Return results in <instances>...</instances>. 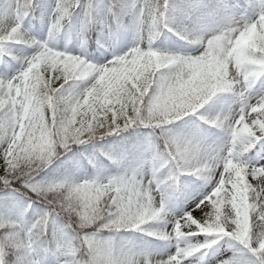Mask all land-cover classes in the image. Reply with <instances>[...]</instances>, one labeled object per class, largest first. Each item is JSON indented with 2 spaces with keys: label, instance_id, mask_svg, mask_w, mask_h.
<instances>
[{
  "label": "snow or ice",
  "instance_id": "snow-or-ice-1",
  "mask_svg": "<svg viewBox=\"0 0 264 264\" xmlns=\"http://www.w3.org/2000/svg\"><path fill=\"white\" fill-rule=\"evenodd\" d=\"M40 7L0 0V44L36 49L0 61V264H205L190 258L225 237L236 242L233 255L222 250L212 264H264V154L260 161L246 156L258 143L264 153V0H56L50 29L77 8L85 23L101 18L113 50L111 60L108 51L94 50L103 64L31 37L22 17ZM125 32L134 42L116 54ZM161 32L198 44L197 54L154 48ZM13 61L21 63L18 70ZM77 81L89 83L76 90ZM224 93L234 106L200 114L227 134L221 144L168 130ZM141 126L163 137L162 146L151 139L142 146L151 176L138 170L105 179L41 176L58 149ZM192 176L208 187L174 215L171 202L188 195L181 177ZM55 217L68 218L79 244L74 259L49 235ZM152 225L157 230L148 231ZM103 231H144L175 240V250L138 249L94 234Z\"/></svg>",
  "mask_w": 264,
  "mask_h": 264
},
{
  "label": "trees",
  "instance_id": "trees-1",
  "mask_svg": "<svg viewBox=\"0 0 264 264\" xmlns=\"http://www.w3.org/2000/svg\"><path fill=\"white\" fill-rule=\"evenodd\" d=\"M55 2L56 0H33L34 4H40L42 7L30 11L27 16L22 17L23 29L29 33L31 37L40 42L46 41L49 44L51 40H54L57 46L63 45L68 48L73 47L74 43H77L81 50L90 52L93 57L91 63L102 64L103 60H97L95 55H93L94 50L106 51V46L103 44L105 37L103 36L104 26L101 23V18L85 23L83 20V9L77 8L72 13L70 20L64 23L61 28L54 30L46 29V22L49 25L52 23V19L48 20L46 11L49 7L53 9ZM86 2H88V0H82V3ZM91 2L98 4L100 0H91ZM132 36L130 32L122 33L124 41L127 37ZM172 41L175 43L173 44ZM183 45H185L186 48L182 49ZM195 45L194 43L181 40L171 33H168L166 37L164 32H161L152 44L154 48H159L160 50L184 52L183 54L190 55L193 54L188 53L187 50ZM119 50H121V48L116 49V51ZM35 51V47L28 44L9 41L0 44V61H12L15 55L21 57L31 56ZM61 51L64 50L62 49ZM13 62L16 63V69L18 70L21 67V63L16 61ZM3 66V63H0V68ZM88 83V81H77L74 82L73 87L76 90H82ZM65 87L67 88L68 85H65ZM231 102L230 94H219L200 109L199 113L176 120L167 125V128L172 134L176 135L195 132L210 143H214L212 138L222 137L224 131L207 124L204 120L200 119V114L203 113L207 116H214L218 112L231 106ZM158 133L159 129L153 132L151 128L143 126L140 128L130 127L121 129L113 134L93 137L82 144H70L67 148L58 149L57 155L52 158L51 162L48 163L46 167H44L41 176L47 179L71 177L76 180H83L94 178L105 179L109 176L118 175L124 170L137 171V169H139L140 172L143 173L141 168L143 164L142 146L148 139L162 146L163 137L159 136ZM260 150V144L258 143L246 154V156L251 152L256 153ZM162 171L166 173V170L162 169ZM181 182L183 186H187L189 195L191 192L201 190L202 184L205 181L196 176H192L181 177ZM185 201L186 196H181L178 200L171 202L170 210L180 207L181 203ZM44 208V205L34 207L29 212L28 219L31 220L34 218V216L38 215ZM68 223L67 217H55L54 219H50L48 232L49 235L53 237L54 241L59 240L63 244L64 257L74 259L79 252V244L74 235L70 234V231L67 229L66 225ZM157 228L158 225H152L148 227V231H155ZM88 231L90 233L94 232L93 229H88ZM94 234L100 239L111 240L123 246H134L138 249H143L146 246L148 247V245L154 241L161 246L167 245V240H156L154 237L148 236L144 231H103ZM203 239V237H200L201 241ZM223 240H227V238H221L219 243ZM195 241L196 238H193L192 242ZM229 243L230 246L236 244L234 241ZM217 245H214L212 248H215ZM212 248L206 250L202 255L203 261H206L210 253L209 251Z\"/></svg>",
  "mask_w": 264,
  "mask_h": 264
},
{
  "label": "rangeland",
  "instance_id": "rangeland-1",
  "mask_svg": "<svg viewBox=\"0 0 264 264\" xmlns=\"http://www.w3.org/2000/svg\"><path fill=\"white\" fill-rule=\"evenodd\" d=\"M46 12H47L46 15L48 16L47 17L48 20H51L52 17H53V9L51 7H49V9H47ZM45 26H46V29H50V25L47 24V22H46ZM103 36L105 37V39L103 41V44L106 46V51H108V53H109L108 60H111L113 58V50L108 47L109 40H108V28L107 27H104ZM133 42H134V38L133 37L132 38L127 37V39L125 40L124 47L121 48V50H119V51L115 50V53L116 54H122L124 51H127L128 48L132 46ZM49 46L53 47L55 50H58V51H61L63 49L64 52H67L68 54L80 55V56H82V58L89 60V62H91V60L93 59V57L91 56L90 52L81 50L77 43H74L73 47H69L68 48L67 46H63V45L57 46V44L53 40H51V42L49 43ZM184 48H186L185 45L182 46V49H184ZM197 48H199L198 44H196L194 47L189 48L187 51H188V53H192L194 55V54H197V52H196ZM103 63H105V61H103L102 64ZM256 88L258 89L259 85H257ZM231 106H234V105H232V102H231ZM222 138H223V140L227 139V134L225 132L222 134V137L212 138V141L214 142L213 144H221L223 142ZM260 148H261V145H260ZM262 154H264V153H262L261 150H260V151H257L256 153L255 152H251L247 157H255V160L260 161V156ZM260 162H264V161H260ZM141 166H142L141 168L143 170L144 175L151 176V174H152L151 167H149L147 165H143V164ZM137 170L140 171L139 169H137ZM207 187H208V184H206L204 182L202 184L201 190L191 192L189 195L186 196V201L182 202L180 207L172 208L171 212L174 215L183 214V212L187 210L189 205H191L193 203V201L198 196H200L202 191L205 188H207ZM226 241L227 240L221 241L217 246H215V248H212L209 251L210 252L209 256L206 258V261H204L205 264H212V262L216 258L219 257V254H220V252L222 250H224L226 255H228V256L233 254V252L229 250L231 248L230 243H226ZM153 243L149 244L148 247L152 248L153 245H159V243H156V241H154ZM175 243H176L175 240L167 241V245H165V246L159 245V249H155V250H160V251L171 250V251H174L175 250ZM196 258H199L200 260L203 261V256L201 254H199V253L196 254L195 257H192L190 259H196Z\"/></svg>",
  "mask_w": 264,
  "mask_h": 264
}]
</instances>
